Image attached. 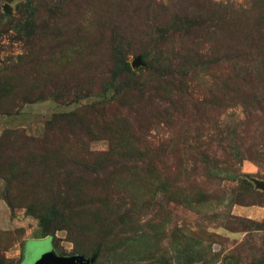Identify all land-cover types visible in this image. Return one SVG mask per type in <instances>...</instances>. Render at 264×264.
Masks as SVG:
<instances>
[{
    "label": "rangeland",
    "instance_id": "rangeland-1",
    "mask_svg": "<svg viewBox=\"0 0 264 264\" xmlns=\"http://www.w3.org/2000/svg\"><path fill=\"white\" fill-rule=\"evenodd\" d=\"M256 181L264 0H0V264H264Z\"/></svg>",
    "mask_w": 264,
    "mask_h": 264
},
{
    "label": "water",
    "instance_id": "water-1",
    "mask_svg": "<svg viewBox=\"0 0 264 264\" xmlns=\"http://www.w3.org/2000/svg\"><path fill=\"white\" fill-rule=\"evenodd\" d=\"M258 187L264 191V182L256 181ZM47 264H91V260L85 259L81 255H73V256H61L55 253Z\"/></svg>",
    "mask_w": 264,
    "mask_h": 264
},
{
    "label": "crops",
    "instance_id": "crops-1",
    "mask_svg": "<svg viewBox=\"0 0 264 264\" xmlns=\"http://www.w3.org/2000/svg\"><path fill=\"white\" fill-rule=\"evenodd\" d=\"M23 248V247H22ZM21 255H22V252H21ZM20 262H22V256H21V261Z\"/></svg>",
    "mask_w": 264,
    "mask_h": 264
},
{
    "label": "trees",
    "instance_id": "trees-1",
    "mask_svg": "<svg viewBox=\"0 0 264 264\" xmlns=\"http://www.w3.org/2000/svg\"><path fill=\"white\" fill-rule=\"evenodd\" d=\"M23 249V248H22ZM60 255V254H59ZM22 256H23V250H22ZM62 256V255H61ZM20 264H21V262H20Z\"/></svg>",
    "mask_w": 264,
    "mask_h": 264
}]
</instances>
